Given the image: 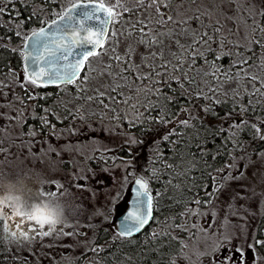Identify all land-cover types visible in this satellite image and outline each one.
Here are the masks:
<instances>
[{"label": "rangeland", "instance_id": "rangeland-1", "mask_svg": "<svg viewBox=\"0 0 264 264\" xmlns=\"http://www.w3.org/2000/svg\"><path fill=\"white\" fill-rule=\"evenodd\" d=\"M74 1L77 0H56L52 6L62 12ZM200 1L205 11L210 1L226 0ZM8 2L0 1V16L5 20L10 17L4 13L18 16V8L11 12L5 5ZM18 2L31 4L35 13L44 14V21L47 15L53 18L57 14L52 13L51 6L46 9L41 0H12L10 3L19 6ZM191 2L159 0L157 12L145 10L129 17H122L118 12L117 34L113 33L100 51L88 57L86 72L73 84L52 90L40 89L24 76L22 68L16 72L17 81L0 76V176L17 178L16 189L26 194L23 199H29L28 204H47L57 209L61 220L52 230L47 225L41 229L29 221L17 227L21 217L15 215L13 208L21 206L14 203H9L8 209L3 206L7 216L1 218L0 238L7 239L4 247L16 253L23 263L78 264L81 255L94 245L97 228L106 224L116 229L115 216L125 208L129 186L135 177L144 178L141 174L146 168L135 165L140 172L129 169L132 148L137 152L140 148L154 146L152 129L145 136L134 126L151 104L156 103L158 110H164L161 105L164 87L180 82L191 94L213 93L225 101L241 104L248 95L256 113H264V92L258 90L263 88L259 80H264V65L249 62V53H239L234 48L236 42L245 43L249 25L244 19L239 20L242 30L239 33L232 24H216L211 29L218 34L203 36L204 32L191 27L201 16L200 12H195L191 22ZM162 6H167L170 13H164ZM260 8L264 10V5ZM168 21L173 23L164 27ZM258 21L257 18L255 27L261 34L257 40L263 44L264 19ZM39 24L41 22L26 28L18 21L12 28L19 35L11 44L16 46L17 58L23 55L20 48L27 35ZM224 56L227 63L221 61ZM26 91L27 100L22 99ZM35 98L48 101L40 103ZM200 104L196 102L194 106ZM39 105L40 110L45 107L49 115L45 118L49 127L47 133L35 132L30 127L24 129V123ZM204 116L205 111L197 108L198 120H203ZM181 119L187 120V117ZM191 119L189 116L192 135L189 139L193 140L198 132L197 122ZM235 121L230 122L231 127L234 124L242 127ZM29 131H33L32 136ZM241 161L245 163L243 168ZM193 162L194 159L189 158L194 167ZM225 170L223 190L213 199L206 198L207 206L189 209L188 226L195 229L191 239L177 247L183 250L178 251L176 264H209L204 255L218 248L221 239L232 242L226 248L229 257L223 256L224 264H264V254L255 245L258 221L264 214V148H236ZM224 175L221 172L219 176ZM20 181L26 189H19ZM8 199L5 197L3 201L7 204ZM161 200L165 202L163 197ZM21 230L28 235H21ZM44 232L49 234L44 235ZM228 258L233 260L228 261Z\"/></svg>", "mask_w": 264, "mask_h": 264}, {"label": "trees", "instance_id": "trees-1", "mask_svg": "<svg viewBox=\"0 0 264 264\" xmlns=\"http://www.w3.org/2000/svg\"><path fill=\"white\" fill-rule=\"evenodd\" d=\"M11 1L9 0L5 5L11 9V12L18 8V16L3 12V15L10 18L5 20L2 16L0 17V36L4 40V45L0 47V76L12 78V80L8 79L13 82L19 79L17 74H15V77L11 75L12 72L7 60L10 56L14 57L15 54L6 41L13 44L19 35L12 28L17 25L18 21L26 28L34 23L38 25L41 22L43 24L49 19V16L47 15L48 19L44 21V14L41 12L35 13L31 4L25 5L18 2L19 6H15L14 3H10ZM31 1L37 2L39 0ZM55 1L41 0V3L47 9L48 6L53 7ZM99 1L107 3V0ZM128 1L129 4H124V6L130 7V9L125 16L139 14L143 8H150L152 11L156 10V12L160 10L156 6L159 0ZM138 2L143 5H136ZM166 5L168 4L166 3ZM193 5L192 0L189 5L191 22H193L192 15L194 14L191 11ZM52 9V13L58 14V7ZM131 9L134 10L131 11ZM162 9L164 13H170L167 6H162ZM0 12L2 13V9ZM195 21L193 24H200L197 19ZM170 22L172 21L165 23L164 27L171 25ZM191 22L189 20V24ZM248 53L247 55L250 56L249 62H253L256 54L254 52ZM6 56L7 60L4 59ZM221 61L223 63L228 62L225 56ZM152 89L154 90L156 87ZM159 92L161 93V89H159ZM22 99L27 100V91ZM219 99L220 97L214 96L213 93L201 94L200 96L194 93L191 94V91L180 82L169 85V88L164 87L163 101L161 102L164 110H158L156 103L151 104L142 120L134 126L139 134L143 132L142 134L145 136L146 134L148 136L149 131L152 129L155 136L152 144L155 147L140 148L137 152H134L132 148L133 153L129 155L132 161L129 169H135V165L146 166L143 170L144 175L140 174L148 181L149 189L154 196V219L144 231L133 237L122 236L115 228L103 224L102 228L95 230L94 245L81 255L78 264H176L178 251L183 250H178L177 247L182 244L181 240L189 237L192 228L188 226L189 222H187L189 209L202 207L206 204V198H210V192L213 190V186L217 184L218 176L225 170L226 163L231 159L236 148L241 150L244 147L249 148L252 146L254 148L253 138L256 134L254 115H260L253 109L251 101L245 97L242 104ZM196 102L201 103L200 106H194ZM197 108H202L205 111L203 120H198L196 117ZM241 110L247 116L244 122L239 123L235 120L240 116L237 112ZM189 116L193 118L191 120L197 122L198 135L193 137V140L189 139V135H191ZM183 117H187V120H182ZM232 120L239 125L241 124L242 127H236V124L231 127L230 122ZM160 123L161 125L158 126ZM26 127L29 129V121L24 123V129ZM154 127H157V129H154ZM32 133V131L28 132L30 136H32ZM122 153L127 154L125 150ZM189 158L194 159V167L190 165L192 163H189ZM106 164L103 163V165ZM219 169L220 171L217 172ZM135 170L139 171L138 169ZM15 179L17 178L14 176H0V200L5 197L9 198L8 203L4 202L3 204L5 209L8 208L9 203L18 206L19 201H16V199L22 200L15 196V193H18ZM20 182L22 185L19 189H23L25 186L22 181ZM203 192L205 194H202ZM161 197L165 202L160 201ZM22 205H25V203H22ZM258 222L257 238L261 240L257 247L264 254V214L261 215ZM1 227L0 222V230ZM5 241L7 239L0 238V264H26L16 253L4 247L7 243Z\"/></svg>", "mask_w": 264, "mask_h": 264}, {"label": "flooded vegetation", "instance_id": "flooded-vegetation-1", "mask_svg": "<svg viewBox=\"0 0 264 264\" xmlns=\"http://www.w3.org/2000/svg\"><path fill=\"white\" fill-rule=\"evenodd\" d=\"M124 2L128 3L129 1L128 0H120V4L122 5V7H120V6H116V0H107L106 4L109 6V8L112 9L113 15L111 17L109 33H108V37L106 39V42L108 41L109 37L113 33L117 34L116 32L118 30L115 29V25H116V18H117L118 12H120L122 17H129V16H125V15H126V12L130 9V7H129V9L123 8V6H124L123 4H125ZM193 2H194V5H193L191 11H193V13L200 12L201 16L197 19L200 24L199 25H196V24L191 25V27L196 29V31L204 32L202 34L203 36H206L207 34H213V32H215V34H218V31H216V30L214 31V29H211L212 26H214L216 24H219V25L224 24L225 25L226 23L228 25L232 24L233 27H235L236 32L241 33L242 30H241L240 25L238 26V24H239L238 21L240 20V22H241L244 19L245 23H247L249 25V30H247V35H245V37H246L245 43L236 42L234 48H236V51L239 53L240 52H246V53L254 52L256 54L254 61L263 63V65H264V43L260 44L259 41L257 40V37H258V35H260L261 30H257V28L255 27L257 18L259 19V21L264 19V10H262L260 8L262 5H264V0H226L225 2H219V3L215 2V1H212V2L210 1L209 3H207L205 5V11H204L203 6H200V2H201L200 0H193ZM136 5H143V4L138 2ZM125 9H127V10H125ZM145 10L152 11V9H150V8H143L139 12V14L145 13L144 12ZM210 11H212L214 13L213 16L210 15L211 14ZM223 14L226 16V18L223 16ZM218 17L221 19H218ZM205 29H207V30H205ZM220 33H219V35H220ZM2 41L4 42V40L2 39V36H0V47L3 45ZM6 43L8 44L9 48H11L15 54L14 57L10 56V58L8 60H7V56L4 57V59L7 60L9 63V66H10L9 68L11 69V72H12L11 75H13L15 77L16 72L20 68H22V70L25 73L24 76L26 78L30 79L29 77H27V74H26L27 72L24 69L25 68L24 67V60H23L24 54L22 56H20V59L18 60L17 54H16V52H17L16 47L12 46L10 44V42H8V41H6ZM20 49L22 50V47ZM17 63H18V65H17ZM263 69H264V66H263ZM22 78L23 77H20V79H22ZM9 79L12 80V78H9ZM259 82L263 88H259L258 90H261L262 92H264V80L261 79V80H259ZM34 84L36 86H38L40 89H46V90H52L54 87L59 88V87H62L64 85H69V84H38V83H34ZM247 97H249V96L248 95L245 96V98H247ZM35 101H38L40 103H41V101H43V103H44V102L48 101V99H44V100L40 99L39 100V99L35 98ZM43 103H42V106H43ZM54 108L50 111L53 112ZM46 110L47 109L45 107H43L42 110H40V105H39V106H37V109L35 111L31 112V115H30V118L28 119V121L30 123V128L33 131L35 130V132H37V130H38L39 132H43V133H47L49 131V127L46 126V123H48V120L45 118L49 117V115H47L45 113ZM42 113H43V115H41ZM241 113L242 114H240V116L238 117L239 123L244 122L246 119V116H247L245 112H241ZM53 115H54V113H53ZM259 115L260 116L254 115L255 116L254 118L257 119L259 117H262L264 119V113L259 114ZM54 117L59 118L57 116H54ZM263 119L255 120L256 134H255V138H253V142H254V147L258 150L264 148V120ZM52 132H55V129ZM259 147H261V148H259ZM241 162H240V165H242V168H243L245 163H243V161H241ZM229 171H230V168L228 169V172ZM222 172H224L225 175L218 177L217 182H216L217 184H215V186H213V190L210 192V196L212 197V199L214 197H216L218 192L222 191L224 188V182H225L227 170H223ZM238 172H239V169H238ZM23 189H26V188L24 187ZM22 191H24V190H22ZM20 192L15 193V196L22 199V200H20L22 202H19L18 206H22V203H25V205L28 204L29 199L26 201L23 200V197L26 196V194H23ZM202 194H205V193L203 192ZM129 195H130V186H129V191H128V199H129ZM128 199L126 200L125 208L127 206ZM207 205L208 204L206 203L204 206H207ZM204 206H202V208ZM0 222H1V218H0ZM194 229L195 228H193V229L191 228V231L189 232V237L184 238V240H181V242L186 241L187 239L190 240L192 237V234L194 232ZM260 240H261L260 238L255 239V245L256 246L258 245ZM234 242L236 244V241H234ZM217 245L219 247L216 248L212 253L209 252V253H206L204 255L207 259V263H209V264H215V263L216 264L217 263L218 264H224L223 256H225V255L228 256L226 248L231 246L232 242H229L226 239H221L220 243H218ZM227 260L231 261L233 259L228 258Z\"/></svg>", "mask_w": 264, "mask_h": 264}, {"label": "snow or ice", "instance_id": "snow-or-ice-1", "mask_svg": "<svg viewBox=\"0 0 264 264\" xmlns=\"http://www.w3.org/2000/svg\"><path fill=\"white\" fill-rule=\"evenodd\" d=\"M116 6L120 5V0H116ZM127 10V9H125ZM104 13L105 18L101 19L98 13ZM113 15L111 8H105L104 4L101 3L99 6L91 5L89 3L84 4H73L63 15L60 16V21L53 23L56 25V30L60 32L70 33L67 39L71 41L69 47L57 57V60L63 59L67 60L68 56L73 51V46L83 49L82 52L78 53L82 59H87V57L95 54L94 49L97 46H103L105 34L107 32V26L111 22V17ZM89 21H96L95 25H89ZM83 31L87 35L81 37L80 39H74V37L79 35V32ZM50 33L46 29H40L38 32H33L31 49L33 55V62L39 63L41 59L47 61L49 64L53 63L52 57L56 56V52L50 50L46 43V38L49 37ZM91 45V49L89 48ZM63 45H58V48H62ZM47 53V55H44ZM81 60H76L74 64L69 65L73 69L71 75L65 77L66 82L71 83L72 77L76 75L75 69L79 68ZM37 78L43 75H47L49 80L54 76H57L55 70L51 72H38L35 73ZM36 83V79L32 80ZM135 189L133 198L130 201V210L127 211L124 216L123 230L120 235L129 236L134 231H139L145 223H147L149 218V211L146 209V205L150 207L151 195L148 191V184L143 180L135 181ZM4 201L0 200V218L7 216V213L3 212ZM15 215L21 217L17 223V227L24 224L25 221L33 222L34 225L39 226L43 229L46 225L50 230L54 229L57 223H60V214L57 209L49 207L47 204L33 203L22 205L21 207L13 208ZM7 231V229H5ZM33 231L36 229L33 228ZM12 235H16V232H12ZM44 235H48V232H44ZM21 235L27 236V231L21 230Z\"/></svg>", "mask_w": 264, "mask_h": 264}, {"label": "water", "instance_id": "water-1", "mask_svg": "<svg viewBox=\"0 0 264 264\" xmlns=\"http://www.w3.org/2000/svg\"><path fill=\"white\" fill-rule=\"evenodd\" d=\"M84 3H89L91 5L99 6L102 2H99L96 0H80V1L74 2L71 5H69L66 9H64L58 16L49 20L43 26H41L37 30L33 31V32H38L40 29L43 28V29L48 30V32L50 33L49 37L46 38V43H47L48 48L50 50H53L56 52V56L52 57V60L54 61L53 63L49 64L47 61H45L43 59H41V61L39 63L33 62L34 58H33L32 49H31L32 40L30 39L32 37L33 32L28 35L26 42H25V45L23 47V51H24L25 68H26V71H27V73L31 79H36V82L42 83V84L68 83V82H66L65 77L68 75H71V73L73 71V69L70 68L69 65L74 64L76 60H81V64H80L79 68L75 69L76 75L74 77H72V81L76 80L82 74V72L84 71V68L86 66V60L87 59H82V57L78 53L82 52L83 49H80L79 47L73 46V51L68 56L67 60H63V59L57 60V57L61 56V54L69 47V44L71 43V41L66 38L70 35V33L57 31L56 25L53 22L54 21L59 22L60 16L63 15L73 4H84ZM104 6L106 9L109 8L105 4H104ZM98 15L100 16L101 19L105 18V14L103 12L98 13ZM96 23H97L96 21H89L88 22L89 25H95ZM109 27H110V23L107 26V32L105 34L104 41L107 38ZM85 35H87V33L80 31L79 35L74 37V39H80L81 37H83ZM58 45H63V47L58 48ZM89 48L91 49V45H89ZM100 48H101V46H97L94 49V53H96ZM44 55H47V53H45ZM53 70L56 71L57 76H54L51 79V81L49 80V77L47 75H43L40 78H37L35 75V73H38V72L47 73V72H51ZM138 179L146 181L145 179L140 178V177L134 178V180L130 186V195H129L127 206H126V208H124V210L118 212L116 217H115V226H116V229L119 233H121V231L123 230L124 216L126 215L127 211L130 210V201L133 198L134 189L136 187L135 181ZM148 191L151 195L150 207L148 205H146V209L150 213L148 221H147V223H145L143 225V227H141L139 229V231H134L129 236H135V235L141 233L152 222V220L154 218L155 211H154L153 194L149 189H148Z\"/></svg>", "mask_w": 264, "mask_h": 264}, {"label": "bare ground", "instance_id": "bare-ground-1", "mask_svg": "<svg viewBox=\"0 0 264 264\" xmlns=\"http://www.w3.org/2000/svg\"><path fill=\"white\" fill-rule=\"evenodd\" d=\"M150 27V26H149ZM261 34V33H260ZM19 57V56H18ZM247 66V65H246ZM88 68V67H87ZM249 68V67H248ZM86 72V71H85ZM258 76V75H257ZM118 77V76H117ZM202 77V76H201ZM257 78V77H256ZM252 79V78H251ZM126 80V79H125ZM52 86V85H51ZM89 92V91H88ZM91 92V91H90ZM1 94V93H0ZM92 94V92H91ZM91 99V98H90ZM69 101V100H68ZM62 103V102H61ZM56 106V105H55ZM54 106V107H55ZM63 108V107H62ZM56 109V108H55ZM86 114V113H85ZM70 115V114H69ZM173 156V155H172ZM175 156V155H174ZM178 157V156H177ZM188 159V158H187ZM179 160V159H178ZM189 161V160H188ZM194 163V162H193ZM184 165V164H183ZM186 165V164H185ZM187 166V165H186ZM196 166V165H195ZM191 168V167H190ZM188 171V170H187ZM209 174V173H208ZM8 209V208H7ZM5 219V218H4ZM11 232V231H10ZM13 241V240H12ZM16 249V248H15Z\"/></svg>", "mask_w": 264, "mask_h": 264}]
</instances>
